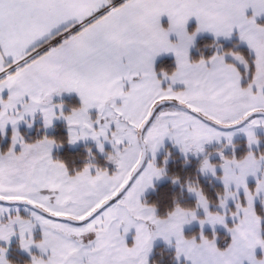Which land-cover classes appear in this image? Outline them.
<instances>
[{
	"label": "snow or ice",
	"instance_id": "snow-or-ice-1",
	"mask_svg": "<svg viewBox=\"0 0 264 264\" xmlns=\"http://www.w3.org/2000/svg\"><path fill=\"white\" fill-rule=\"evenodd\" d=\"M9 128L0 264H264V0H0Z\"/></svg>",
	"mask_w": 264,
	"mask_h": 264
},
{
	"label": "rangeland",
	"instance_id": "rangeland-1",
	"mask_svg": "<svg viewBox=\"0 0 264 264\" xmlns=\"http://www.w3.org/2000/svg\"><path fill=\"white\" fill-rule=\"evenodd\" d=\"M207 39H209V38H207ZM58 99H62L63 101H65L66 99H72V101H75V102L77 101V98L74 97V94L71 97L68 96L67 94H65V96H63L61 98H58ZM56 125H60L61 126V129L66 132V128H65L64 123L62 121L55 122V125L54 126H56ZM36 128H39V125L34 126L33 129L27 128L26 125H21V130L24 129L26 135H32L31 137H34L35 135H38L41 132L50 133V132H53L55 130L54 129L55 127L50 128L48 130H44L43 128H39V131H36ZM10 137H11V130H9L6 135H2L1 136V140H2V142L5 143L7 141V139L10 140ZM10 143H11V140H10ZM10 143H9V145H10ZM88 145H91L90 147L93 148V151H95L94 145L91 142H89L87 144L84 143V142H80V143H78L76 145H68V146H69V149L70 150H78V149L85 150L88 147ZM57 151H63V150L61 148H58ZM162 153H161V155H162ZM98 156H99L100 159H104L103 156H101V155H99L97 153V160H99L98 159ZM106 166L110 167V165H107V163H106ZM185 231H186V235H192V234H195L198 231V227H195L194 226L192 228H186ZM217 231H218V234L219 235H223L224 234L222 229H218ZM208 234L209 235L211 234V230H208ZM24 256L25 255L23 253H14L11 258L15 261V264H23ZM256 256H257V258L264 257V251H261L260 249H257L256 250ZM159 259H160V257L157 260H159ZM20 262H22V263H20Z\"/></svg>",
	"mask_w": 264,
	"mask_h": 264
},
{
	"label": "trees",
	"instance_id": "trees-1",
	"mask_svg": "<svg viewBox=\"0 0 264 264\" xmlns=\"http://www.w3.org/2000/svg\"><path fill=\"white\" fill-rule=\"evenodd\" d=\"M204 42H210V39L202 38L201 39V42L198 43V47H201L202 48ZM197 55H198V53H197ZM70 101H72V99H66L64 102L65 103H69ZM21 132H22L23 135H25L26 139L39 138L40 136L43 135L42 133H40L38 135H35L34 137H31L32 135H26L24 129H22ZM49 136H53V137H56L58 139L61 138V137H63V138H65L63 140V142H66V136H65L63 130L61 129V127H57L56 130H55V132L53 134H50ZM9 143H10V140L9 139H7V141L5 143L2 142L1 136H0V150H6V148L9 146ZM88 148H89V146L85 150H83V149L77 150V151H68V150H65L64 153L61 155L60 158L62 160H65V162H68V158L69 157H74V160L72 162L74 164L78 165V166L79 165H82L85 162V158L87 157V149ZM98 162H100L102 164L101 160L100 161L98 160ZM167 191H169V192L173 191L172 186H171L170 183L167 186ZM155 258L156 259L159 258V254L158 253H157V255H156ZM167 260H168V257L167 256L164 257V260H163L164 262L162 264H167ZM20 263H22V262H20Z\"/></svg>",
	"mask_w": 264,
	"mask_h": 264
},
{
	"label": "flooded vegetation",
	"instance_id": "flooded-vegetation-1",
	"mask_svg": "<svg viewBox=\"0 0 264 264\" xmlns=\"http://www.w3.org/2000/svg\"><path fill=\"white\" fill-rule=\"evenodd\" d=\"M55 128V130H56V128L57 127H61L60 125H56V126H54ZM55 130L53 131V132H50V133H46V132H41L43 135L46 133V134H48V135H50V134H53L54 132H55ZM63 132H64V134H65V136L67 135V133L63 130ZM61 137V136H60ZM89 146V148H91L90 146L91 145H88ZM167 147V146H166ZM61 149L63 150V151H57V149H55V151H54V153H53V156H54V158H60L61 157V155L64 153V151L65 150H68V151H77V150H70L69 149V146H68V144L66 143V142H63V147H61ZM78 150H81V149H78ZM95 152V151H94ZM163 158V153H162V155H161V159ZM61 159V158H60ZM98 159H99V161L101 160V162H102V165H104V166H106V161H104V159H100L99 158V156H98ZM158 191H159V188H158ZM26 257L24 256V259H25Z\"/></svg>",
	"mask_w": 264,
	"mask_h": 264
},
{
	"label": "crops",
	"instance_id": "crops-1",
	"mask_svg": "<svg viewBox=\"0 0 264 264\" xmlns=\"http://www.w3.org/2000/svg\"><path fill=\"white\" fill-rule=\"evenodd\" d=\"M163 23H164L165 26H166V23H167L166 18L163 19ZM192 26L194 27V22H191V23H190V27H192ZM9 130H10V128L7 130V133H8ZM20 130H21V126H20ZM0 136H2V135H0ZM54 151H55V149H54ZM54 151H53V153H54Z\"/></svg>",
	"mask_w": 264,
	"mask_h": 264
}]
</instances>
